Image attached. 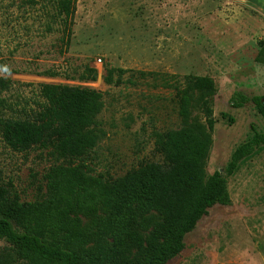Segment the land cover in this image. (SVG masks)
<instances>
[{
    "label": "rangeland",
    "instance_id": "374dc122",
    "mask_svg": "<svg viewBox=\"0 0 264 264\" xmlns=\"http://www.w3.org/2000/svg\"><path fill=\"white\" fill-rule=\"evenodd\" d=\"M75 6L68 37L56 3L0 0V117H34L45 101L43 83L92 87L104 100L100 139L83 159L42 146L13 150L0 131V185L22 201L46 198L54 168L79 165L105 181L161 161L155 133L182 125L175 88L166 81L183 83L185 75L210 76L217 87L209 174L224 170L253 125L264 129L252 102H232L236 92L264 94V64L256 61L263 10L241 0H75ZM111 67L132 71L124 83L108 84ZM193 116L204 120L197 108ZM223 173L231 201L209 206L166 264H264V147L234 174ZM82 201L90 207L72 215L91 232L104 211L96 196ZM160 219L146 214L145 234ZM8 245L0 240V252Z\"/></svg>",
    "mask_w": 264,
    "mask_h": 264
},
{
    "label": "trees",
    "instance_id": "16d2710c",
    "mask_svg": "<svg viewBox=\"0 0 264 264\" xmlns=\"http://www.w3.org/2000/svg\"><path fill=\"white\" fill-rule=\"evenodd\" d=\"M48 1L56 3L70 37L75 0ZM256 61L264 64V42ZM130 71L111 67L104 79L119 85ZM90 72L95 79L96 70ZM166 84L175 88L182 125L155 133L161 161L142 162L105 181L79 165L54 168L41 201H22L0 185V240L9 244L0 252V264H166L184 249L186 234L209 206L231 201L223 172L234 174L242 161L263 149L264 129L253 125V134L233 151L224 170L209 174L215 81L207 75H185L183 83ZM41 94L45 101L34 117H0L5 143L16 151L42 146L62 157L85 158L100 139L97 117L104 107L103 92L43 83ZM232 102L235 107L252 102L264 120V94L236 92ZM195 108L204 120L193 116ZM87 195L98 197L104 211L91 232L81 230L79 218L72 215L79 207H90L82 201ZM151 211L161 219L145 234L142 219Z\"/></svg>",
    "mask_w": 264,
    "mask_h": 264
},
{
    "label": "crops",
    "instance_id": "0c3cea01",
    "mask_svg": "<svg viewBox=\"0 0 264 264\" xmlns=\"http://www.w3.org/2000/svg\"><path fill=\"white\" fill-rule=\"evenodd\" d=\"M241 1L248 2L264 11V0H241Z\"/></svg>",
    "mask_w": 264,
    "mask_h": 264
}]
</instances>
